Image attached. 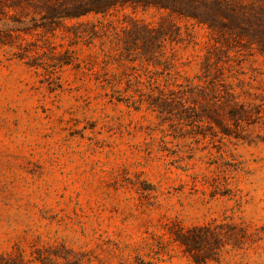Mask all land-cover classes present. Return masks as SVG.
I'll list each match as a JSON object with an SVG mask.
<instances>
[{"label":"rangeland","instance_id":"obj_1","mask_svg":"<svg viewBox=\"0 0 264 264\" xmlns=\"http://www.w3.org/2000/svg\"><path fill=\"white\" fill-rule=\"evenodd\" d=\"M177 23L199 43L176 49L193 78L209 35ZM39 39L28 36L32 48ZM52 42L57 55L35 59L40 67L0 51V263L65 264L55 254L69 249L82 264H264V119L237 130L224 117L226 135L218 115L192 109L203 100L167 114L134 110L108 100L86 68L60 66L69 42L60 31ZM224 73L264 113V59ZM203 226L220 235L205 252L186 248L181 234Z\"/></svg>","mask_w":264,"mask_h":264},{"label":"trees","instance_id":"obj_2","mask_svg":"<svg viewBox=\"0 0 264 264\" xmlns=\"http://www.w3.org/2000/svg\"><path fill=\"white\" fill-rule=\"evenodd\" d=\"M43 12V26L34 25L33 16ZM139 13H158L160 18L146 22L138 18ZM88 17L95 19L83 21ZM180 18L209 35L200 71L193 78L183 77L176 49L180 45L195 48L199 43L193 29L177 23ZM67 21L76 22L68 26ZM58 31L69 41L57 59L60 66L86 68L112 102L167 114L182 110L178 103L188 102L189 108L203 100L204 104L195 103L192 109H201L204 118L218 115L217 124L226 135H231V127L221 122L224 117L237 130L250 124L252 117L254 124L264 119V113L251 112L224 73L230 62L264 59V0H0V51L9 59L40 67L35 59L48 52L56 57L52 37ZM28 36H39L40 44L32 48ZM84 52L81 59L79 54ZM217 234L218 227H193L181 239L186 248L201 253ZM222 247L218 243L216 249ZM64 251L67 256L55 254L57 260L82 264L71 250ZM6 262L13 260L0 264Z\"/></svg>","mask_w":264,"mask_h":264}]
</instances>
